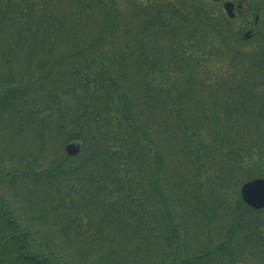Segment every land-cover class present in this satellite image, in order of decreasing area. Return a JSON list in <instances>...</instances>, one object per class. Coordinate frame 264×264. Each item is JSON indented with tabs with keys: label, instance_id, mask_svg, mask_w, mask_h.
Segmentation results:
<instances>
[{
	"label": "trees",
	"instance_id": "1",
	"mask_svg": "<svg viewBox=\"0 0 264 264\" xmlns=\"http://www.w3.org/2000/svg\"><path fill=\"white\" fill-rule=\"evenodd\" d=\"M128 1L0 0V264H264L226 196L264 175V49L213 1Z\"/></svg>",
	"mask_w": 264,
	"mask_h": 264
},
{
	"label": "rangeland",
	"instance_id": "2",
	"mask_svg": "<svg viewBox=\"0 0 264 264\" xmlns=\"http://www.w3.org/2000/svg\"><path fill=\"white\" fill-rule=\"evenodd\" d=\"M121 4H129L128 0H114ZM154 1H163V0H136V3H148ZM181 2L182 0H172ZM191 0H185L182 2H189ZM214 2V10L217 15H220L223 11V1L224 0H210ZM238 1V0H233ZM241 2V7L236 10V16L234 19H231V27L234 30L231 33L232 38L226 39V44H235L237 47L236 52L249 53L254 49H264V0H239ZM236 3V2H235ZM181 5V4H179ZM226 15V14H225ZM228 16L226 15V18ZM260 47V48H259ZM216 48H218L216 46ZM246 57L247 54H244ZM230 60H224L222 58L212 59L209 63L206 64V68L211 72L212 79L215 83H219L222 80V77L228 73V64ZM223 82V81H222ZM257 91H264L263 87H258ZM259 96V95H258ZM264 93L262 94V98ZM27 146V145H26ZM246 166H251L252 172L254 175L258 176L260 172L264 174V159L254 157L248 158L246 161ZM10 180L12 179L11 175L7 176ZM264 177V175H263ZM15 181V180H14ZM239 181L235 179L233 184L230 185L229 190L226 192L227 198H230L229 205L230 207H235V201L238 199L240 194ZM18 189V188H17ZM225 195V194H224Z\"/></svg>",
	"mask_w": 264,
	"mask_h": 264
},
{
	"label": "water",
	"instance_id": "3",
	"mask_svg": "<svg viewBox=\"0 0 264 264\" xmlns=\"http://www.w3.org/2000/svg\"><path fill=\"white\" fill-rule=\"evenodd\" d=\"M230 16L234 15V4L227 1L224 4ZM66 150L69 154L75 155L79 152V145L76 143H69L66 146ZM241 195L243 200L251 207L260 209L264 207V178H257L251 181L245 182L241 187Z\"/></svg>",
	"mask_w": 264,
	"mask_h": 264
},
{
	"label": "flooded vegetation",
	"instance_id": "4",
	"mask_svg": "<svg viewBox=\"0 0 264 264\" xmlns=\"http://www.w3.org/2000/svg\"><path fill=\"white\" fill-rule=\"evenodd\" d=\"M235 2H236L235 5H236L237 9H239L242 5L241 2H239V0L235 1Z\"/></svg>",
	"mask_w": 264,
	"mask_h": 264
}]
</instances>
